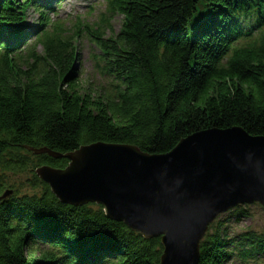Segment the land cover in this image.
<instances>
[{"label": "trees", "instance_id": "1", "mask_svg": "<svg viewBox=\"0 0 264 264\" xmlns=\"http://www.w3.org/2000/svg\"><path fill=\"white\" fill-rule=\"evenodd\" d=\"M42 1L0 0V198L14 190L0 201V264H161L162 237H143L98 204L61 203L36 170H65V156L96 143L165 155L206 130L264 137V0H106L87 29L102 54L94 84L80 80L78 41L64 23L44 30ZM30 9L43 26L23 48L35 31L25 28ZM27 171L40 195L8 188L4 174ZM232 214L248 215L243 206ZM210 228L200 264H229L235 252L264 261V234L231 240L222 223Z\"/></svg>", "mask_w": 264, "mask_h": 264}, {"label": "water", "instance_id": "2", "mask_svg": "<svg viewBox=\"0 0 264 264\" xmlns=\"http://www.w3.org/2000/svg\"><path fill=\"white\" fill-rule=\"evenodd\" d=\"M65 158V170H36L59 201L98 204L143 237H162L161 264H200L201 243L220 216L244 205L264 207V137L239 127L195 133L165 155L96 143Z\"/></svg>", "mask_w": 264, "mask_h": 264}, {"label": "rangeland", "instance_id": "3", "mask_svg": "<svg viewBox=\"0 0 264 264\" xmlns=\"http://www.w3.org/2000/svg\"><path fill=\"white\" fill-rule=\"evenodd\" d=\"M104 0H68L66 2L60 3L61 8L58 9V17L67 22L68 31H73L72 36L76 42L79 44V60H78V71L80 74V80L83 83H97L99 82L98 77L94 73V64L92 55L96 52L94 44L90 41L86 30L81 27L86 25H98L100 24L101 14L105 11ZM40 3H45V1L39 0ZM106 13V12H105ZM39 14L35 12L34 9H30L27 15L26 25H38ZM111 26L116 33L122 30L123 20L122 17L116 15L111 19ZM76 28H81L79 31H74ZM105 35H110L111 31H108ZM41 52L42 50L39 49ZM31 171V170H30ZM8 180L10 189L16 188L21 195H40L39 189L33 188V175L31 172L27 171L20 175L4 174ZM14 191V190H13ZM16 194V193H15ZM248 214L246 217H237L232 214L231 211L227 214L220 216L216 220L217 223H222L225 227L223 230L227 233L229 239L239 240L242 235L247 232H256L261 235L264 234V207L260 204L243 206ZM211 230V228H210ZM208 230V232L210 231ZM207 232V234H208ZM212 231L210 232V234ZM206 234V235H207ZM206 237V236H205ZM205 239V238H204ZM234 258L229 262V264H246L242 261V257L238 256V252H235ZM248 264H255L250 262ZM257 264H264L263 260H259Z\"/></svg>", "mask_w": 264, "mask_h": 264}, {"label": "bare ground", "instance_id": "4", "mask_svg": "<svg viewBox=\"0 0 264 264\" xmlns=\"http://www.w3.org/2000/svg\"><path fill=\"white\" fill-rule=\"evenodd\" d=\"M42 26L43 25L39 24V28H42ZM25 28L29 30V29H31V26L26 25Z\"/></svg>", "mask_w": 264, "mask_h": 264}]
</instances>
